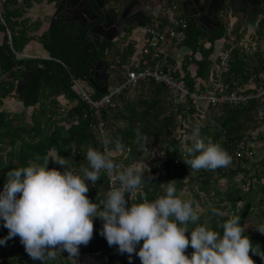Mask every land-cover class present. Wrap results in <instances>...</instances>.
Returning <instances> with one entry per match:
<instances>
[{
  "label": "trees",
  "instance_id": "16d2710c",
  "mask_svg": "<svg viewBox=\"0 0 264 264\" xmlns=\"http://www.w3.org/2000/svg\"><path fill=\"white\" fill-rule=\"evenodd\" d=\"M32 1L34 0H21V8L18 0H1L0 18L3 23L0 21V105L5 98L11 97L16 99L24 110L33 108V111L30 115L32 126L28 132H24L29 126L22 120L13 125L14 118L18 115L4 118V113L2 112L3 116L0 114V192L3 191L8 171L28 166V162L35 161L37 156L41 159L36 162L43 164V157L53 156V153L59 154L67 160V170L80 171L82 166H88L87 149H99L97 136L89 129L91 118L83 103L77 100L78 95L71 83V79L80 82L93 99L101 96L85 85L83 72L86 71V66L83 65L87 61L91 63V57L77 46L73 38L75 32L65 24L54 22L39 39L30 35L35 26H28L27 20L18 19L22 17L23 9L31 6ZM258 30L264 34V19L260 21ZM225 33L226 30L219 29L208 36L188 21L183 42L187 52L181 67H175L172 74L177 78L184 75L183 79L189 85L195 77L206 80L217 60L213 56L215 43L218 44ZM31 41L41 43L49 59L18 58L16 54L22 53ZM203 43H209V47H204ZM189 56L191 61H188ZM250 62L251 59L236 54L231 67L221 74L220 81L232 89L235 86H243L249 78ZM107 65L110 77V65ZM191 65L194 66L193 77L188 73V67ZM118 69L117 74L120 76L118 80L111 76L110 85H114L112 79H115V84L122 82L123 72L120 66ZM23 76L27 77L26 84L17 92L16 83ZM60 98L65 104L60 103ZM186 104L188 110L182 103L171 102L166 90L153 83H138L125 90L118 98V107L106 119V138L120 139L125 145L123 152H113L114 158L124 167L138 163L146 181L149 176L154 177L150 184L143 187V195L135 192L126 194L127 206L143 202L145 198L149 202L154 201L165 194L161 185L176 181V195L179 198L191 199L196 204L204 199L201 203L206 210L199 213V224L207 225L222 234L217 220H227L233 215H239L241 226L245 228L249 221L254 231L246 229L244 235L249 237L256 253L254 255L250 252V256L255 264H264L259 257L264 253V235L256 231L257 225L264 224V160L252 162L254 165L246 169L242 167L246 166L247 161L234 157L237 143L242 137L247 133H258L254 120L256 102L251 101L245 105L224 104L216 109L205 102L193 104L187 101ZM61 107L65 108L64 114L59 112ZM193 123H196L194 127ZM196 128H199L200 136L206 143L211 139L227 151L231 161L236 159L235 167L193 171L184 163L185 154L181 151V145H190L191 142L185 141L184 138L191 135ZM137 130L147 137L143 150L135 143ZM2 145L8 146L7 152L2 151ZM109 147L114 148V145ZM77 151L80 152L79 155H76ZM47 167L62 174L65 171L64 166L51 160ZM257 167L259 169H256ZM233 176L240 177L242 184L246 185L245 191L231 184L223 191L215 187L221 179L230 182ZM103 178L104 176L100 180L101 186ZM254 194L259 196L257 201L253 200ZM87 196L93 203H101L104 200V194L96 197L94 193H90ZM193 206L195 207V204ZM212 207L225 212L226 216H212ZM3 224L4 221L0 220V239L8 235V229L4 228ZM93 224L97 226L94 220ZM191 227L195 225H190ZM102 228L93 232V238L87 246L81 245L83 255L93 259H100L105 255L106 264H129L128 254H120L118 246H109L106 239L100 235ZM186 235L190 237V233ZM140 246L142 242L137 246V252ZM192 251L189 247L186 255L190 256ZM0 255L6 259L3 264H29L26 260L29 256L18 236L0 246ZM60 258L61 256L56 260L45 261L44 264H63ZM34 261V264H43L42 261ZM131 264H141L135 254L132 255Z\"/></svg>",
  "mask_w": 264,
  "mask_h": 264
},
{
  "label": "clouds",
  "instance_id": "9594fccd",
  "mask_svg": "<svg viewBox=\"0 0 264 264\" xmlns=\"http://www.w3.org/2000/svg\"><path fill=\"white\" fill-rule=\"evenodd\" d=\"M182 144L183 159L193 171L216 170L227 167L231 156L211 139L205 142L199 128L186 136ZM147 137L136 131L140 149H145ZM109 145H114L110 148ZM125 145L120 139L105 138L102 150L89 147L86 152L87 167H81L82 175L67 170V160L59 154L43 157V164L29 161L28 166L16 168L6 174V183L0 192V220L8 229V235L0 239V245L19 237L25 252L32 260H56L61 252L77 264L79 247L87 246L93 238V219L103 221L100 235L109 246H118L120 254L127 253L129 264L132 255L139 257L141 264H255L250 252L256 255L246 228L241 226L239 215L227 220H217L222 229L213 230L198 223L199 205L176 195V181L161 185L165 194L149 202L146 198L128 207L126 194L141 193L147 181L136 165L123 167L115 162L112 153H121ZM65 167L63 174L49 170V161ZM102 174L111 181L110 189L101 203H93L86 195ZM118 185V186H117ZM196 204V207L193 205ZM214 217L226 213L212 207ZM190 225H195L191 227ZM256 231L264 235V224ZM190 233L189 235H186ZM142 242L137 252V246ZM193 250L186 255L187 249ZM264 261V253L260 254Z\"/></svg>",
  "mask_w": 264,
  "mask_h": 264
},
{
  "label": "built area",
  "instance_id": "2783aa9c",
  "mask_svg": "<svg viewBox=\"0 0 264 264\" xmlns=\"http://www.w3.org/2000/svg\"><path fill=\"white\" fill-rule=\"evenodd\" d=\"M232 17L233 14L228 8H222L219 11L218 18L221 24L226 25V33L218 43L219 51L214 55L217 60L206 80L195 77L189 85L183 79L184 75L182 78H177L172 74L174 68L177 67L173 63V52L183 47L188 19L175 4L165 2L158 4L148 12L146 24L142 28V43L136 47L135 54L123 59L122 57L115 58L116 65L120 66L123 72L120 84H115L114 80V85L109 84L106 93L98 99H93L77 80L71 79L72 88L78 95L77 100L83 103L91 118L89 129L96 134L99 149L102 150V141L106 138V119L118 107V98L122 93L138 83H153L162 86L167 92L168 99L173 103H182L186 110H188L187 101L193 104L205 102L213 109L224 104L245 105L255 101L254 120L258 133L245 134L237 143L234 157L247 162L258 161L256 157L258 136L259 133L264 136V129L259 130L260 127H264V34L257 32V29H249V32L245 33L239 31L234 33L232 27L235 22L231 23ZM0 20L3 23V19L0 18ZM7 36L10 41L8 31ZM203 46L209 47V43H203ZM234 54L251 59L252 62H250L249 78L246 83L232 89L228 84L222 83L220 79L221 74L231 67ZM188 61H191L190 56ZM190 76L193 77L194 73ZM59 112L64 114L65 108L61 107ZM83 118H85V114ZM79 153L77 151L76 155ZM111 158L122 168L124 167L115 160L113 153ZM242 168L249 169L246 166ZM72 172L82 175L76 169ZM103 176V185L101 186L100 180ZM101 178L95 185L90 181H85L89 187L87 194L94 193L96 197L104 194L105 198V193L111 187V181L106 174H102ZM5 261L6 259L0 255V264Z\"/></svg>",
  "mask_w": 264,
  "mask_h": 264
},
{
  "label": "water",
  "instance_id": "95a60500",
  "mask_svg": "<svg viewBox=\"0 0 264 264\" xmlns=\"http://www.w3.org/2000/svg\"><path fill=\"white\" fill-rule=\"evenodd\" d=\"M57 9L63 8L65 13L75 11L85 21L83 34L104 37L103 42L108 45L116 39L129 34L132 26L143 28L147 21V13L157 3L177 4L189 23L200 30L207 32L214 28L220 29L218 18L222 8H228L232 14L238 16L241 22L255 30L259 22L264 19V0H57ZM119 6V12L110 9ZM85 8V9H84ZM55 18V17H54ZM54 20V19H53ZM116 31V32H115ZM115 32V33H113ZM208 34V33H207ZM95 66V73L94 67ZM101 68V71L98 69ZM107 65L104 62H94L90 74L95 77L94 89L99 94L106 93L108 89ZM97 76L101 78H97ZM23 76L22 81L26 82ZM26 84V83H25ZM23 85L18 84L17 90Z\"/></svg>",
  "mask_w": 264,
  "mask_h": 264
},
{
  "label": "crops",
  "instance_id": "0c3cea01",
  "mask_svg": "<svg viewBox=\"0 0 264 264\" xmlns=\"http://www.w3.org/2000/svg\"><path fill=\"white\" fill-rule=\"evenodd\" d=\"M155 3L156 4L154 5V7L157 6L158 4H160L157 2H155ZM57 4H58L57 0H39L36 2L32 1L30 8L27 10V12L25 10V12L22 13V17L19 18V21L22 19H25L28 21L27 22L28 26L29 25L35 26V30L30 32L31 33L30 35H33V37L35 39H39L41 37V35L43 33H45L50 26L53 25V23H54L53 18L55 17L54 14H55V10L57 8ZM233 17H234V14H233ZM233 17H232L231 23L233 24L235 22L233 24L234 28H237V29L242 28V31H241L242 33L249 32V29H251V28H248L244 24H243V26H236V21L233 19ZM62 24H64V23H62ZM65 26L73 30V28H71L70 26H68L66 24H65ZM215 29L219 30L217 28H215ZM220 29L226 30V25L221 24ZM130 30L132 31V33L134 32V34L129 33L127 35H124V36L120 37L119 39H116L115 42H112L107 46V51H105L107 53L104 56L105 59L107 57L110 59L117 58V57H128V56H131L133 53L135 54L136 47H138L142 43L143 30H142V28H140V27L137 28L135 26H132ZM216 30H214L213 32L211 30H209V33L210 34L215 33ZM258 32H259V30H258ZM209 33H208V36L210 35ZM214 47H215V50H214L213 56L216 55V53H218L219 44L215 43ZM34 52L37 53L38 55H40V57L42 59H49L48 54L46 53V51L42 47V44L39 43L38 41L29 42L24 47L22 54H23V56L25 54L27 57L28 54H31ZM186 52H187V49L184 46L173 52L172 59H173V63L177 66V68L181 67L182 60H183V57H184ZM197 58H199V55H197ZM105 63L108 64L107 61ZM188 70H189L188 73H190V74L194 73V70H192L190 66H189ZM108 71H109V69H108ZM110 78H111V76L109 77V80L111 82ZM112 80L114 81V79H112ZM59 101L61 104H62V102H64V104H65V101H63L62 98H60ZM263 129H264V127L259 128V130H263ZM258 139H259V142H258L259 147L261 146V149H260L261 154H260L259 160H264V136L261 135V133H259ZM259 160L256 162H261ZM93 220L97 223V226L96 225L94 226V231H98L101 227H103V221L102 220H100L99 218H94ZM80 247H79V256L77 258H74V259H76L77 264H85V262H89V264H104V261H102L100 259H97L96 261H92V263H90L89 256L83 255L84 252L82 251V249H80ZM63 254L67 255V252L66 251L61 252V255H63ZM26 260L29 262V264H34V262H35L30 257L27 258ZM63 264H74V262L72 260L68 259V256H66L65 261H63Z\"/></svg>",
  "mask_w": 264,
  "mask_h": 264
},
{
  "label": "rangeland",
  "instance_id": "374dc122",
  "mask_svg": "<svg viewBox=\"0 0 264 264\" xmlns=\"http://www.w3.org/2000/svg\"><path fill=\"white\" fill-rule=\"evenodd\" d=\"M19 1V6L21 7V8H23V4H22V2H21V0H18ZM35 2L36 1H39V0H34ZM30 7H28V8H25V9H23V12H25V10H26V12H27V10L29 9ZM30 13V12H29ZM233 19L236 21V26H243V23L241 22V20H240V18L238 17V16H235L234 15V17H233ZM19 20V19H18ZM263 20V19H262ZM1 21V20H0ZM259 24H260V22H259ZM259 24H258V26H259ZM257 29V31H258V28H256ZM232 30L234 31V33H237L238 31H242V28H234V26L232 27ZM131 30H129L128 31V33H131V34H134V32L132 33V31L130 32ZM1 37H2V34L0 33V40H1ZM10 42V41H9ZM236 54H234V55H232V62L234 61V56H235ZM25 56V57H24ZM24 56H23V54L22 53H18L17 54V57L18 58H22V59H39V58H41L40 57V55H38L37 53H31V54H28L27 55V57H26V55L24 54ZM108 63H109V65H110V74H111V76L112 77H114L116 80H118V78H119V76H120V74H117L118 72H119V69H118V66L116 65V59L115 58H112V59H110V58H106L105 59ZM214 66V63H213V65H212V67ZM191 69L192 70H194V66L193 65H191ZM121 70V69H120ZM114 79V80H115ZM80 83V82H79ZM81 84V83H80ZM81 86L83 87V85L81 84ZM84 88V87H83ZM88 90V89H87ZM89 91V90H88ZM62 104H64V102H62ZM32 111H33V108L31 109V108H28V109H26V110H24L23 109V107L21 106V104L20 103H18L17 101H16V99H14V98H11V97H7V98H5L4 100H3V102H2V104L0 105V114L2 115V112L4 113V118H7V116H9V117H12V116H14V115H18L17 117H15L14 118V121H13V125H15V124H17L18 122H20L21 120L22 121H24L29 127H26L27 129H25L26 131H24V132H28V131H30L31 130V120H30V115H31V113H32ZM3 116V115H2ZM2 116H0V121H1V118H2ZM18 117H19V119H18ZM195 124L196 123H193L192 124V127H194L195 126ZM201 124L203 125V122H201ZM23 132V133H24ZM25 134V133H24ZM1 148H2V151L3 152H7V150L9 149L8 148V146L7 145H2L1 146ZM260 149H261V146L259 147V144H258V146L256 147V157H257V160H259L260 159ZM53 156H54V153H53ZM155 156V155H154ZM235 162H236V159L235 160H233V161H231V163L227 166V167H235ZM252 165H254V164H252V162H247L246 163V167H250V166H252ZM136 166H137V168L140 170V168H139V166H138V163L136 164ZM256 169H259L258 167L256 168ZM242 180L240 179V177L239 176H233L232 177V179L230 180V182H228L227 181V179H221L219 182H218V184H217V186H215V185H213V187L215 186V187H217V188H219L220 189V191H223V190H226V188H227V185L229 186L230 184L231 185H236L239 189H243L244 191L246 190V185L244 186L243 184H242V182H241ZM210 190H211V188H210ZM253 197V200H258L259 199V196L258 195H253L252 196ZM204 201V199L202 198V201L201 202H203ZM199 203L198 205H199V208H198V212L199 213H202V212H204L206 209L204 208V206H203V204L202 203ZM195 207H196V204H195ZM246 225V229H248L249 231H254V228H253V226H252V224L249 222V221H247V223L245 224ZM1 246V245H0ZM104 253V252H103ZM60 256H61V258H60V261H65V257L66 256H68V253H67V255H65V254H63V255H61L60 254ZM105 255H103L101 258H100V260H102V261H104V264H106V262H105V257H104ZM86 259V258H85ZM97 259H93V258H89V261H90V263H92V261H96ZM88 261V260H87Z\"/></svg>",
  "mask_w": 264,
  "mask_h": 264
},
{
  "label": "flooded vegetation",
  "instance_id": "af4514ba",
  "mask_svg": "<svg viewBox=\"0 0 264 264\" xmlns=\"http://www.w3.org/2000/svg\"><path fill=\"white\" fill-rule=\"evenodd\" d=\"M175 5L177 6V4H175ZM177 7H178L179 11L183 14V11L181 10L180 6L178 5ZM110 11L111 12L115 11L118 13L119 12L118 4H117L116 8H113V9L111 8ZM54 15H55V18H53L54 22L64 23V24L70 26L71 28H73V30L75 31L73 38H74L77 46L91 57V63H88V61H87L86 64L84 62V65H83V63L81 65H83V67L86 66V71L83 72V74L86 78V84L85 83L84 84L87 87L94 89L93 84L95 81V77L93 74H90V69H91V66L94 62H104V63L106 62L104 56L107 53L105 51H107L108 42L105 41L104 43H102L104 37H100L99 35L90 34V36H86L85 34H83V30L85 28V26H84L85 21L82 20L80 15L78 13H76L75 11H73V13L67 14V13H65L63 8H60V9L56 8ZM214 30H216V29L214 28L212 30V32ZM115 32H113V33H115ZM206 33H209V30H207ZM93 68H94V70H92V71H94V73H95V71H96L95 66ZM98 70L101 71V68H99ZM105 75H107V84L109 85L110 80H109V75H108V65H107V68L105 71ZM97 78H101V77L97 76ZM25 83L26 82H24V81H22V79H20L16 83V91L17 92L20 91V90L19 91L17 90L18 84L23 85V87H24Z\"/></svg>",
  "mask_w": 264,
  "mask_h": 264
},
{
  "label": "bare ground",
  "instance_id": "6f19581e",
  "mask_svg": "<svg viewBox=\"0 0 264 264\" xmlns=\"http://www.w3.org/2000/svg\"><path fill=\"white\" fill-rule=\"evenodd\" d=\"M231 106V105H230Z\"/></svg>",
  "mask_w": 264,
  "mask_h": 264
}]
</instances>
